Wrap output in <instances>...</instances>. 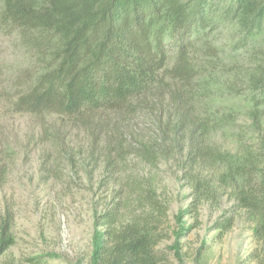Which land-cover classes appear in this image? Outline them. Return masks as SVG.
Masks as SVG:
<instances>
[{"label": "trees", "instance_id": "1", "mask_svg": "<svg viewBox=\"0 0 264 264\" xmlns=\"http://www.w3.org/2000/svg\"><path fill=\"white\" fill-rule=\"evenodd\" d=\"M13 36L33 71L8 78L19 90L0 100L16 112L67 119L47 139L56 160L83 155L85 174H99L107 187L92 214L89 264L161 262L156 246L168 201L155 172L134 175L131 155L151 169L174 163L192 189L189 207L176 215L178 257L180 238L194 227L184 214L198 218L201 205L220 207L226 195L264 240V0H0V38ZM5 85L0 80V92ZM141 116L154 132L135 144L129 137ZM69 126L89 135L79 155ZM0 141L3 184L15 147L2 122ZM53 170L44 164L43 173ZM230 211L215 222L220 232L235 223ZM14 221L6 202L0 264H20L6 258L16 243ZM55 255L27 261L47 264Z\"/></svg>", "mask_w": 264, "mask_h": 264}, {"label": "rangeland", "instance_id": "2", "mask_svg": "<svg viewBox=\"0 0 264 264\" xmlns=\"http://www.w3.org/2000/svg\"><path fill=\"white\" fill-rule=\"evenodd\" d=\"M17 46L15 36L0 38V80L6 83L4 92L0 93L6 98L19 90L9 86L11 83L7 79L32 75L29 72L33 71L34 60ZM6 100H0V122L12 131L15 148L7 177L0 184V212L9 202L15 213L13 230L16 236V243L7 251L6 258L20 264H32L27 261L28 257L53 253L56 255L46 256L47 264L77 261L89 264L92 214L105 199L107 187L99 184V174L88 177L80 166L84 157L79 154L89 146L88 133L69 126L71 143L79 156L73 163L66 158L57 161V154L47 139L52 136V131L64 127L67 119L56 114L44 119L16 112ZM134 123V136L130 135L129 140L135 144L154 132L153 121L149 118L141 116ZM129 160L134 164V175L139 178L145 179L156 173L157 190L168 201V218L162 225L164 237L156 246L160 264H264V240L258 239L254 221L244 209L235 206V200L229 195L223 197L220 207L209 202L201 205L198 218L184 214L185 225L194 227L180 238L181 258L178 257L173 247L175 231L179 229L176 215L191 203L190 185L172 162L151 169L133 155ZM44 164L53 167L54 172L43 173ZM126 175L123 171L122 177ZM227 209L231 210L229 214L235 212L236 219L232 228L223 233L216 228L215 222Z\"/></svg>", "mask_w": 264, "mask_h": 264}]
</instances>
